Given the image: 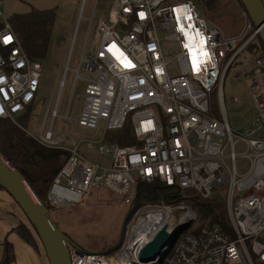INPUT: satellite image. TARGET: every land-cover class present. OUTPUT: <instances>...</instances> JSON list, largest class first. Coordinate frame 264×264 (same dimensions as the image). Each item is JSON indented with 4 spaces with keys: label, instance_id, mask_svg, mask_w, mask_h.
I'll return each instance as SVG.
<instances>
[{
    "label": "built area",
    "instance_id": "built-area-1",
    "mask_svg": "<svg viewBox=\"0 0 264 264\" xmlns=\"http://www.w3.org/2000/svg\"><path fill=\"white\" fill-rule=\"evenodd\" d=\"M85 3L57 100L46 109L42 134L37 137L26 131L40 144L69 154L48 188L50 205L60 208L86 201L99 187L111 191L121 206L135 205L139 181H160L200 201L225 186L228 213L226 219L217 209L185 233L187 222H197L199 215L184 199L138 203L124 222L117 249L93 253L68 242L70 264H264V138L254 136L264 126V52L248 50L258 39V29L247 11L245 26L252 32L235 37L226 36L217 24L208 26L195 0H111L106 20L103 16L97 20L93 49L83 50L74 71L64 116L72 132L55 133ZM0 16H4L1 10ZM0 23V117L15 121L36 101L43 64L28 56L8 18ZM5 37L11 39L5 42ZM164 42L177 44L170 59ZM244 51L255 56L248 80L258 111L247 135H240L226 116L223 80ZM81 71L92 76L84 77ZM78 84L83 89L80 94L75 93ZM126 124L132 143L107 140V132ZM240 142L244 150L238 153ZM238 159L245 165L238 166ZM166 220L177 231L172 245L153 260H140V246Z\"/></svg>",
    "mask_w": 264,
    "mask_h": 264
},
{
    "label": "rangeland",
    "instance_id": "rangeland-1",
    "mask_svg": "<svg viewBox=\"0 0 264 264\" xmlns=\"http://www.w3.org/2000/svg\"><path fill=\"white\" fill-rule=\"evenodd\" d=\"M83 0H0L3 4L0 10L4 16H0V22L13 14L29 11L32 7L40 10L56 8L57 18L54 23L49 50L45 58L40 59L43 64V74L40 81L37 98L28 110L15 116V121L24 126L26 131L39 137L42 134V124L45 119L46 109L53 107L59 93V80L61 79L69 52L72 45L73 33L75 31L81 5ZM206 0H195L198 11L205 17L208 26L217 24L226 36H240L242 32L251 34L245 26L246 11L239 0H216L208 9L204 8L203 2ZM96 0H86L83 9V18L80 20L76 42L71 54L70 70L65 78L66 85L63 89L61 99L58 104L59 117L54 122V132H72L71 122L65 119L67 106L73 92L75 83V69L79 66V61L83 50L85 52L93 49V42L97 31V20L100 16L106 20L110 8L111 0H98V9L95 14L94 22H90ZM163 47L168 51L167 58L173 57L178 51L177 44L164 42ZM254 54L248 51L241 53L232 66L227 70L223 80V94L225 101L226 116L233 130L240 135H247L250 130L251 121L257 115L256 102L249 89L248 75L252 69ZM174 64V62H173ZM84 77L92 76L91 73L81 71ZM83 89L77 85L76 94L82 93ZM237 98V101L234 98ZM213 109L218 114V101L213 95ZM220 115V113H219ZM14 121V122H15ZM50 120L46 119V126ZM256 137L264 138V126L255 133ZM244 150V144L238 143L236 151ZM246 161L238 159V166L245 165ZM188 192H185L186 199L184 204L190 206L191 210L196 211L194 200L190 199ZM226 187L218 188L214 194L206 201H212L220 206L227 219L226 209ZM184 196V195H183ZM193 200V201H192ZM201 200H204L201 198ZM147 202H141V204ZM16 204V203H15ZM18 205V204H16ZM134 204L121 206L119 199L107 188H94L86 201L76 203L67 207H50V214L59 227L78 248L86 252H107L115 250L121 243L123 228L126 216ZM19 210V209H17ZM22 214H24L22 212ZM198 214V212H197ZM174 216L175 213H172ZM210 217L197 222H187L191 228L185 229V233L193 231ZM23 221L30 225L25 215ZM186 223V224H187ZM32 228V227H31ZM33 230V228H32ZM36 236V234H35ZM37 237L39 249L45 250L41 240Z\"/></svg>",
    "mask_w": 264,
    "mask_h": 264
},
{
    "label": "trees",
    "instance_id": "trees-1",
    "mask_svg": "<svg viewBox=\"0 0 264 264\" xmlns=\"http://www.w3.org/2000/svg\"><path fill=\"white\" fill-rule=\"evenodd\" d=\"M215 1H204V8L209 9ZM240 3L242 4L241 1ZM242 6L245 9L243 4ZM56 18V8L40 10L34 7L27 12L13 14L9 17V21L31 59L37 60L46 57ZM0 26H2L1 23ZM256 49L264 52V45L259 36L256 42L248 46L250 52H254ZM106 138L108 141L116 142L120 145L133 142L129 124H126L121 130L107 132ZM0 150L13 166L20 171L36 194L50 209L52 206L47 199L48 188L67 160L68 152L40 144L24 128L8 117H0ZM0 189L3 188L0 186ZM182 193L178 187L169 186L160 181H139L138 198L140 204L141 202L150 201L170 204L179 199H186L187 196H183ZM189 198L195 199L196 196L189 195ZM195 208L201 217L200 219L203 220L206 216L219 209L220 206L212 201L198 200L195 203ZM31 227L33 228L31 223L28 225L24 221H20L10 231L17 233L26 243L38 251L39 246L36 237L38 235L35 229L33 228L32 230ZM190 227V225H187L186 229ZM195 232H198V229ZM2 246L3 255L0 264H12L15 260L13 243L6 237Z\"/></svg>",
    "mask_w": 264,
    "mask_h": 264
},
{
    "label": "water",
    "instance_id": "water-1",
    "mask_svg": "<svg viewBox=\"0 0 264 264\" xmlns=\"http://www.w3.org/2000/svg\"><path fill=\"white\" fill-rule=\"evenodd\" d=\"M244 5L258 36L264 45V0H240ZM0 186L6 190L18 204L39 236L50 264H70L67 243L70 238L62 232L53 220L49 208L36 194L20 171L4 156L0 150ZM139 192L135 205L128 212V221L139 203ZM187 226V225H186ZM185 226V228H186ZM124 235V231H123ZM177 235L169 221H165L138 250L140 260L149 261L161 254L162 249ZM123 238V236H122ZM171 241V243H170ZM73 244V243H72ZM120 246L115 247L117 249Z\"/></svg>",
    "mask_w": 264,
    "mask_h": 264
},
{
    "label": "crops",
    "instance_id": "crops-1",
    "mask_svg": "<svg viewBox=\"0 0 264 264\" xmlns=\"http://www.w3.org/2000/svg\"><path fill=\"white\" fill-rule=\"evenodd\" d=\"M15 203L6 190L0 189V261L3 255L2 243L8 237L15 250V260L12 264H50L43 250H35L17 233L10 231L13 226L23 221L22 215H25Z\"/></svg>",
    "mask_w": 264,
    "mask_h": 264
},
{
    "label": "snow or ice",
    "instance_id": "snow-or-ice-1",
    "mask_svg": "<svg viewBox=\"0 0 264 264\" xmlns=\"http://www.w3.org/2000/svg\"><path fill=\"white\" fill-rule=\"evenodd\" d=\"M10 39H11V37H5V42H7Z\"/></svg>",
    "mask_w": 264,
    "mask_h": 264
},
{
    "label": "bare ground",
    "instance_id": "bare-ground-1",
    "mask_svg": "<svg viewBox=\"0 0 264 264\" xmlns=\"http://www.w3.org/2000/svg\"><path fill=\"white\" fill-rule=\"evenodd\" d=\"M162 216H164V214H162ZM186 226V225H185ZM185 226H184V228H185Z\"/></svg>",
    "mask_w": 264,
    "mask_h": 264
}]
</instances>
